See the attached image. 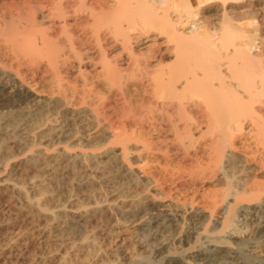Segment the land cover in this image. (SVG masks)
Returning a JSON list of instances; mask_svg holds the SVG:
<instances>
[{"label":"bare ground","instance_id":"1","mask_svg":"<svg viewBox=\"0 0 264 264\" xmlns=\"http://www.w3.org/2000/svg\"><path fill=\"white\" fill-rule=\"evenodd\" d=\"M88 1L89 0H0V34L2 36L0 39V120L2 119V116H7L5 117L7 124H2V126H6L3 128L5 131L1 132L2 134L5 133L4 136H6V138H1L2 134L0 135V165L2 164V159H5V156L10 154L8 152L13 146L22 145L24 147V145H30L28 147L29 150L27 152L25 151V154H23V152L21 157L23 156L22 162L26 166L34 168L33 170H38L40 167L44 166L47 172L55 170L56 173V170L59 169L57 167L60 166L62 162L64 164V161L67 162V164L68 162L69 164L72 163L75 167L74 164L76 163H74V161L78 158L79 154L74 151L75 149H71V144L73 143L70 144L71 146L68 144L70 143L69 138L73 135L70 134V127L81 125V129L84 128V130L82 129L83 132H85V130L87 132L86 137H83L82 134L78 137L75 136V138L77 137L76 139L81 143L90 142L91 145H88L89 147L92 145L96 146V150H94L95 147H92L93 150L90 149V151H83V155L88 161L90 160L89 162L95 163V167L100 171L101 166H104L107 161L111 160V156L116 159L119 158L118 163L123 162L125 165L124 169H122L124 170V173L121 174H124L129 180L131 179L136 186L141 185L140 187H142V184L148 180H142L144 182L141 184L139 179L134 178V171L132 170L133 168L131 164L129 163V165H126L124 162L127 158H130L127 157V155L130 154V150L135 148H132L131 146H136V142L140 140V134L143 131L141 128H143L144 125L143 119L146 117L145 114L144 117L142 114L148 112L149 115H147L146 120L152 119L150 122L148 121V126L150 125L151 128H153H147L149 129L147 131L150 132L152 130V132L155 130L161 131L163 125L159 119L163 120L165 118L169 128L171 141L169 140L170 138L168 139L169 136L167 139L172 145L177 146V148L183 151L182 157L184 158V161L193 160V162H190L195 165V168L187 174L186 172L188 171V168L186 167V171L184 170V166H180L181 164L185 165V162H182L183 160L181 161V164L177 162L178 167L176 166L175 168V174L181 176L180 178L188 176L191 181L195 182L197 180L200 181L201 179L204 180L206 178L211 179L216 177L225 183L226 186L224 190L219 193L221 201L219 200V197V199H217L215 194L214 196L213 194L210 196V194L209 199H206L208 205V207H206L208 208V211L210 209V212L207 211L209 216L212 215L215 208L222 204L223 208L221 217L217 222L215 221L211 227L206 226L202 231H196V235H194L195 237L193 236L194 239L192 242L189 241V243L188 240V243L178 241L179 243L174 246L170 240L171 238L164 234L167 230L165 224L166 219L186 218L188 221L195 223L205 220L203 218L204 212L201 213L202 210L200 211L198 209L190 208L187 210L181 206L172 207L168 204H163L162 211L156 215V228H154L155 230L152 232L155 242H153V239V243L150 247H144V249L148 248V254H141L142 256L136 254V257H134V255H131L130 257L129 255L126 263H124V261H119L118 263H113V261L111 263L109 261L110 264H252L253 259L261 256V251L264 249V242L254 243L253 248H251L252 251L249 249L246 251L242 248L238 249L237 246L239 242H245V240H242L244 238L242 224L245 215L250 213L258 214L261 219L259 218L260 220L253 228L255 229V232L264 231V181L258 177V171H264V36L262 35L264 31L261 33V29L258 27L260 25L259 22V24H257L258 26L254 24L256 22L255 19H246L247 21L243 20L241 23L234 24L232 22L233 20H231V17L233 16L230 15L231 13L234 14L241 11L244 13L250 11L249 13H251L250 4L252 2L254 3V1L107 0V4L101 0L99 1L100 3L98 0ZM256 1L259 3L264 2V0ZM262 6L261 7L264 9V5ZM258 7H256V9L259 10ZM204 9H215L217 10V14L220 13L218 11H221L223 14L222 18L224 16L226 17V19H222L221 23L223 24V21L226 20V22H224V26H226V40L223 37L221 38V35L224 36L223 34L220 35L218 33L219 35L213 36L210 32H213L214 30H208L207 33L208 27L206 26L208 25L202 24L207 20H204L205 18L203 17V14L205 13L202 14ZM252 13H254L253 9ZM119 15H123V19L120 18L122 20L118 18ZM253 16L254 15H252V17ZM219 26L220 25H218V27ZM223 31L224 29L222 32ZM84 37L85 39L87 37L89 38H87L86 41L90 42V45L92 43L94 46L93 50L96 48V53L94 52L97 55L96 58L90 53L92 45L90 46L87 44L90 48L86 49L87 42H85ZM90 38L92 40L88 41ZM102 40L103 42H101ZM171 40L174 43L173 47L175 48L173 54L174 57L173 61L165 64L163 61L165 54L164 51H169L168 49L170 46H167ZM229 44L231 45V48L229 47L230 50L226 48L221 52L220 49ZM114 51L115 53L116 51L118 52L117 57H115L116 54H113ZM1 53H4L3 56L8 55L11 61L15 62L17 67L23 65L25 68L27 67L31 70L33 74L38 70H42L43 72H46L47 70L51 71L50 73H52L53 80L57 81L58 86H60L59 82L62 79L67 80L70 83L72 90V94L70 93L71 97L74 96L80 101L77 105L73 101L77 109L75 108L76 110H73V115L70 113L72 116L68 114L69 117H71V120L67 121L65 119H59V121H55L54 123L51 122L52 120L47 121L49 123L44 122L46 124L45 129L43 128V132H41L42 130L40 131V133H45L46 136L48 135L49 139L51 137V140L52 136L65 139L64 141L69 139L66 144H63V146L56 144L58 146L54 145V147L51 146L50 148H47L46 146L42 147V145H40V147L35 148L33 144L36 143L33 142L36 140L37 133L34 128H37L38 130L39 126L41 127L42 124H38L39 126L37 125V121L40 122L39 119H44L41 116L42 119L38 116L39 119L35 122L38 126L33 128L35 132H33V130L28 132L30 130H27L34 126L32 124V126L30 125L31 127L24 125L26 126L25 129L27 127L29 128L26 129L27 132L25 131L23 136L20 134L25 129H22L23 131L21 130V132H19L20 134L17 133V126H20L18 123L22 122L23 117L19 116L21 119H18L19 121L16 120L17 126L15 124L12 125L10 121L14 118L12 116L15 110L10 111L9 107L14 106V104L16 105V103H21L22 105L25 101L27 104L29 102H27V100L31 97L30 88L26 78L19 74L18 71H15L16 69L13 70L9 67L10 70L6 69L1 60ZM73 74H75V77L70 80V77H73ZM60 83L62 84V82ZM99 83L108 88V92H110L111 95H109V93H106L107 95L105 94V91L107 92V90H100L103 87L97 88L96 85ZM131 83L140 86V89L143 87V92L146 93L147 98L144 99V93H140L137 89L139 87L134 86L138 91L137 93H140V96L142 94V98L138 96L139 94H133L135 98L136 96L140 98V100L137 98L138 101H134L136 99L134 98L133 100L128 94L130 89H128V86H130ZM70 86L68 84L69 88ZM133 92L136 93L134 90ZM65 96L66 95H64V98ZM71 97L70 100L74 99ZM64 98L62 99L63 101L66 99ZM40 99L37 101L38 104L35 102L37 108L34 109L35 111L33 114H41L45 110H53L52 108L54 107H57L58 110L60 103L55 105L54 101H40ZM59 99H57V102H59ZM145 100L147 101L145 102ZM66 104L67 106L65 104L64 106L67 108L69 103ZM121 104L122 107L124 106V110L120 107L122 111L118 108ZM60 105V108H62V103ZM29 108L33 109L34 107L32 108V106H30ZM14 109H17V107ZM24 109L20 110L23 112ZM11 110H13V108H11ZM64 110L66 111V109ZM21 111L18 112L21 113ZM45 112L43 115H45ZM60 112L64 113L63 111H59V113ZM15 113L14 116L17 117L18 113L17 115H15ZM154 113L155 115L157 114L156 116H158V118H155ZM33 114H31V119L34 117ZM54 115L55 114H53V117L56 116ZM26 116L24 117L25 119L27 118ZM35 116L37 117V115ZM61 116L65 117L63 114ZM48 118L47 120H50V118ZM25 119L23 121H25ZM146 120L144 121L147 122ZM3 121L4 120H2V122ZM14 121L15 120L13 119L12 122ZM27 121L31 120L29 119ZM70 124L72 126H70ZM8 126L9 128H7ZM75 127L79 128L80 126ZM72 130H74V128H72ZM156 132L157 131H155V133ZM159 132L158 134L162 131ZM142 133H144V131ZM39 135L41 134L38 133V137ZM57 137L53 139H56ZM72 138H74V135ZM142 139L140 141V147L143 148V146H148ZM59 140L61 141V139ZM59 140H57V142ZM71 142H73V140ZM148 143L149 142H147V144ZM161 143H163V140ZM31 145L33 147H31ZM80 145L82 146V144ZM80 145L79 147H81ZM22 146L20 147L22 148ZM85 146H82V148ZM138 146L139 145L137 144V147ZM177 148L175 150H177ZM170 153L167 152L168 155ZM104 154L109 155V158L111 157L108 160L105 156V164L100 161ZM10 155L13 156L12 152ZM203 155L205 156L204 160ZM114 158L112 159L114 160ZM99 162L104 165H100ZM111 162L109 163L111 164ZM72 165H69V167L71 168ZM21 166L24 165L21 164ZM76 166L79 165L76 164ZM92 166L94 168V164H92ZM118 166L120 168L121 164ZM104 167H106V165ZM181 168L183 170H181ZM29 170L30 169H28L27 172H29ZM42 170L44 169L35 172L37 173ZM72 171L74 172L75 170ZM77 171L79 172V170ZM77 171L73 173L74 175L72 174V177L75 176ZM103 171L101 170L100 172L103 173ZM109 171L110 170H108L107 173H109ZM66 172L68 171L66 170ZM81 172H79L78 175ZM82 174L83 173L80 175ZM121 174H119V176ZM175 174L174 176H176ZM27 175H29V173ZM34 175L27 183L28 190L32 191L31 193L35 192L34 190L39 189L45 182V177H42L45 176V174L41 177L38 173V177H36V175L34 177ZM88 175L86 176L90 177ZM47 176L48 175H46V178L48 179L51 177ZM52 176L55 177L56 175L52 174ZM60 176L62 177V174ZM86 176L82 179L87 180ZM104 176L102 178H104ZM99 177L101 176H98V178ZM125 177L123 178L125 179ZM79 178L80 176L76 178L78 180L77 185L78 183L82 184L81 179ZM102 178L99 179L103 180ZM107 178H104L105 182H107ZM52 179L55 178L52 177ZM58 179L59 178H57V182L60 183V180L58 181ZM68 179L66 178V180ZM72 179L67 183L72 184ZM90 179V181H92V179L95 178ZM154 179L150 181H154ZM114 180L111 179V181ZM150 181L149 183L153 184ZM48 182L52 183V181L49 180ZM87 182H89V180ZM96 182L97 181H95V184ZM132 182H128V184L130 183L129 186L133 184ZM125 183L127 182L125 181ZM89 184H91V182H89ZM89 184L87 183V185ZM146 184L150 185L148 183ZM146 184L144 183V185ZM5 185L4 187H6V189L8 188V191L12 193L10 194L7 191L10 196L14 194V197L19 198V200L21 199V201L23 200L22 202L25 203V207H23L27 213H29L32 221L39 218H44L46 220L47 218L48 220L45 222L49 224L48 222L51 221L55 228H58V225L61 222V228H65V230L66 228L75 227H80L78 230L82 229V227L86 229L85 225L89 223V220L103 211V206L100 205L101 203L96 202L94 205L80 207L72 206L69 208L63 205L60 206V204L58 205L54 202V208L52 207V209H50L47 208L50 204L46 203L47 206H45L43 200L48 201V198L52 201L55 200V191L53 192L52 190L54 195L47 196L51 191H48L46 194L45 192H47V189L42 188L43 191L41 190L40 193L43 192L45 194L42 193L38 196L36 191V195L30 197L28 190H26V186H23L22 183H19L18 181H13ZM52 185L54 186V184ZM135 185H132V187H135ZM73 186L76 185L74 184ZM94 187H92V189ZM136 188L138 189V187ZM3 189L5 190V188ZM90 189L91 188H89V191ZM124 189L126 190L127 188ZM154 189L153 186V191ZM138 190L140 193V188ZM128 192L131 191L128 190ZM135 192H137V190ZM2 193L3 192H1V194ZM133 193L128 198H126L125 194V198L122 197L120 201L118 200V202L116 201V203L111 205L116 212L118 211L122 215L121 217H123V219H125L124 217H131L134 213L138 211L140 212V210L146 211L147 206L143 201V198H146L147 196L143 197L138 192L136 193L138 195L134 196ZM12 200H14V198ZM20 210L21 208L16 209V213H18L17 215H19ZM27 213L25 214L27 215ZM51 222L50 224H52ZM100 222H97V224ZM50 224L47 226L50 227ZM106 225H104V227ZM98 226L100 225L98 224ZM54 227L52 230L55 229ZM61 228L60 230L62 231ZM110 228L111 227L109 226V229ZM58 229L56 230L59 231ZM90 229L91 230L88 229L89 232H91L93 228ZM44 230L47 231V228ZM76 230L74 231L73 229L74 233ZM85 231H87V229ZM95 231L96 230H93V232ZM51 232L53 234V231ZM60 232H55V234L57 235ZM77 232L78 235L83 233V231L81 233H79V231ZM67 234L70 233L67 232ZM95 234H98V232ZM106 234L108 233L106 232ZM48 235H51V233ZM88 235L87 233L86 235H81L78 237V241L76 240L74 244V238H72L73 240L70 238L71 243L73 244L71 245L74 246L71 247L70 243L67 242L69 247L73 248L70 250L72 251L76 248L82 252L85 247L88 248L89 246L94 245L91 242L93 238L90 240ZM92 235L93 234H90V238L93 237ZM48 238H50V236ZM96 238L99 237L97 236ZM186 238L188 239V237ZM61 240L60 242L62 243ZM96 240L94 239L93 241ZM94 246L96 248L97 245ZM94 246L92 248L90 247V249H94ZM66 248L68 249V247ZM88 252L92 254L90 251ZM88 252H82V254H88ZM230 252H233V258L237 259L228 260V254ZM77 254H79V252ZM85 254L83 256H85ZM62 255L63 254L60 255L58 262H63L64 264L68 260H66L68 255L66 257ZM79 256H81V254H79ZM195 256H203L206 259V263L195 262L192 260V257ZM50 258H52V255ZM116 261L117 260H114V262Z\"/></svg>","mask_w":264,"mask_h":264},{"label":"rangeland","instance_id":"2","mask_svg":"<svg viewBox=\"0 0 264 264\" xmlns=\"http://www.w3.org/2000/svg\"><path fill=\"white\" fill-rule=\"evenodd\" d=\"M89 1H91V0H89ZM88 1V2H89ZM93 1H95V0H93ZM97 1V0H96ZM100 0H98V2H99ZM101 1H104V3H106L107 4V0H106V2H105V0H101ZM254 1V3L252 2L251 4H250V10H251V13H249V12H247V13H244L243 11H241V12H236V13H234V14H232L231 13V15L230 16H233V17H231L232 19L231 20H233L232 22L235 24V23H241L243 20H245V21H247V20H251V19H255V21L257 22H255L254 24H259L260 23V25L258 26L260 29H261V33L264 31L263 30V28H264V9L262 8L263 6L262 5H264V2L263 3H259L258 1H256V0H253ZM256 2V3H255ZM100 3V2H99ZM101 3H103V2H101ZM103 3V4H104ZM259 3V4H258ZM254 4V5H253ZM94 5V4H93ZM259 6V7H258ZM262 6V7H261ZM253 7V8H252ZM255 7V8H254ZM256 7H258L259 8V10L258 9H256ZM261 7V8H260ZM71 9V8H70ZM242 9V8H241ZM240 9V10H241ZM252 9H253V11H254V13H252ZM215 9H204L203 10V12H202V14L203 13H205V14H203V17L205 18L204 20H206V21H204L202 24H205V25H208V26H206V27H208V29H207V33H208V30L209 31H213V32H210L211 34H213V36H216V35H221V34H223L224 36H222L221 35V38L223 37V38H225V40H226V26H224V22H226V20H224L223 21V24H221L222 23V19H226V17L224 16L223 18H222V16H223V14L221 13V11H218V12H220L219 14H217V10H215L216 11V14L219 16H217L216 14H215V11H214ZM257 10V11H256ZM262 10H263V12H262ZM255 11H256V13H255ZM214 14H213V13ZM243 12V13H242ZM236 14V15H235ZM254 15L253 17H252V15ZM261 14H262V16H261ZM206 17H205V16ZM210 15V16H209ZM122 16L123 15H119V19L120 18H122ZM262 18H261V17ZM208 17V18H207ZM117 18V19H118ZM219 18V19H218ZM221 18V19H220ZM257 18V19H256ZM123 19V18H122ZM122 19H120V20H122ZM208 19H210V20H208ZM247 19V20H246ZM263 19V20H262ZM220 20V21H219ZM244 21V22H245ZM123 22H125V21H123ZM206 22V23H205ZM209 22H211V23H209ZM259 22V23H258ZM126 23V22H125ZM263 23V24H262ZM261 24H262V28H261ZM218 25H220L219 27H218ZM256 25H254V26H256ZM224 26V27H223ZM224 29V31H225V33H224V31L222 32V30ZM206 29H205V31H206ZM211 29V30H210ZM222 29V30H221ZM218 31V32H217ZM221 31V32H220ZM219 33V34H218ZM264 33V32H263ZM262 33V35L264 36V34ZM218 37H220V36H218ZM2 38V36H1V34H0V39ZM88 38V37H87ZM87 38L85 39V37H84V40H85V42H87L86 40H87ZM89 39V38H88ZM92 39L90 38V40H88V41H91ZM221 40V39H220ZM101 42H103V40L101 41ZM221 42V41H220ZM90 42H87L86 43V49L88 48H90L89 46H87V44H89ZM173 44V45H172ZM90 45V44H89ZM91 45H92V43H91ZM90 45V46H91ZM170 46V47H169ZM174 46V43L172 42V40H171V42L169 41V43H168V46L167 47H169V51L168 50H166V51H168V52H165L164 51V63L166 64V63H169L170 61H173V54H174V50H175V48L173 47ZM92 48H90V53H92L93 55L92 56H95L94 58H96V52H95V50H96V48H94L95 50H93V45L91 46ZM229 47L231 48V45L229 44V45H225L224 47H222L220 50H221V52H223V50H225L226 48L228 49V50H230L229 49ZM92 49V50H91ZM173 49V50H172ZM91 51H93V52H91ZM95 52V53H94ZM232 52V51H231ZM117 51H116V53H115V51L113 52V54H116V56L115 57H117ZM2 54V57H1V60H2V62L4 63V66L6 67V69H16L15 71H18L19 72V74H21V75H23L24 76V78H26V81H27V83H28V85H29V88H30V94H31V97L27 100V104H26V101H25V103L23 102L22 103V105H21V103L19 104V103H16V105L14 104V106H10L11 108H13V110H11V108L9 107V109H10V111H14L13 112V116L12 117H14L13 119L15 120L14 122H12L13 121V119H12V121H10V123L12 124V125H16L17 126V121L16 120H18V119H21V117H23V119H22V122H20V123H18V125H20L19 127L17 126V133H19V132H21V130L22 129H25V127L26 126H24V125H27V126H32V124L34 125V126H30L31 128H29V127H27V128H29V129H27V130H30V131H28V132H31L32 130H33V132H35L34 131V129H36V133H37V136H36V140L33 142V143H36V144H33L34 146H35V148L36 147H40V145H42V147H44V146H46L47 148L49 147H54V145H56V144H60V145H62L63 146V144H66V142L69 140L70 141V143H68L69 144V146H71V149L72 150H74V151H76V152H78V154H79V156H78V158L74 161V163H76L77 165H79V166H76V164H74L75 165V167L72 165V163H70L69 164V162H68V164H67V162H65L64 161V164H63V162L61 163V167L60 166H58L57 168H59L58 170H56V173H55V170L54 171H46V169L44 168V166H42V167H40V169H44V170H42V171H40V172H37L38 173V175L41 177L43 174H45V176H42V177H45V179H47V180H45L44 178V184L39 188V189H37V190H34L35 192H36V194H38V196L40 195V194H42V193H40L41 192V190H42V188H45V189H47L46 191L47 192H45V189H44V192L47 194L48 193V191L51 193H48L47 194V196L48 195H54V191H55V200H57V201H55V200H51L50 198H45L46 200H48V201H44L43 200V204H45V206H47V204H50V206L48 205V207L47 208H50V209H52V207L54 208V204L56 203V204H60V206L61 205H63V206H65V207H67V208H69V207H80V206H89V205H94V204H96V203H101L100 205H102L103 206V208H105V209H103L102 208V210L103 211H101L100 213H98L97 214V216L95 215V217H97V218H99V219H97V218H95V217H93V218H91L90 220H89V223H87L86 225H85V227H86V229H87V231H85L86 229H84L83 227H82V229H84V230H82V229H80V230H78L80 227H75V228H66V230H65V228H61V225H62V223L60 222L59 223V225H58V228L56 227H54V225H53V223L52 224H50V222H48L51 226H53L55 229L54 230H52L53 229V227H48L47 225H49V224H47L45 221L46 220H48L47 218H46V220L43 218V219H41V218H39V219H37V220H33L32 221V219L30 218V216H29V213H27V211L25 210V203L24 202H22L21 201V199L19 200V198H17V197H14L13 195H11L13 198H14V200H12L13 198L9 195V191H8V188L6 189V187H4V185L5 184H8V183H11V182H19V183H22V185L23 186H26V190H28V182H29V180L31 179V178H33V175H34V173H35V175H36V177H38L37 176V173L35 172V171H39L40 169H36V170H33L34 168H30L29 166H26L23 162H22V159H23V156L21 157V155H22V153L23 154H25L29 149H28V147L30 146V145H24V147L22 146V145H15V146H13L11 149H10V151L8 152V153H10L11 154V152H12V155L13 156H11L10 154H8V156H5L6 158L5 159H2L3 161H2V164L0 165V189L2 190H0V264H63V262H58L59 261V258H60V255L61 254H63L65 257H66V260L68 261H66L64 264H110V262L112 263V261H113V263H118L119 261L120 262H122V261H124V263H126L127 261H128V258H129V255H130V257H131V255H134V257H136L137 255H141V254H143V255H145V253L146 254H148V248L146 249H144V247H150L151 246V244L153 243V242H155V239H154V237H153V231L155 230L154 228H156V221H155V219H156V215L160 212V211H162V208H163V204H168V205H170V206H172V207H175V206H181V207H184V208H186L187 210H189L190 208H192V209H198V210H202L201 211V213L202 212H204L203 213V218L205 219L204 221H199V222H195V223H193V222H191V221H188L186 218H180V219H173V218H168V219H166V221H165V224H166V228H167V230H166V232H164V234L165 235H168L169 237V239L172 241V243L174 244V246H175V244L177 245L180 241L182 242L183 241V243L184 242H186V243H188L189 241H193V239H194V235H196L195 233H196V231H202V229L204 228V227H206V226H212V224L213 223H215V221L217 222L218 220H219V218L221 217V212H222V208H223V206H222V204L220 205V206H218L217 208H215L214 210H213V212H212V215H208L209 213L208 212H210V209H209V211H208V205H207V202H206V199L208 198L209 199V197L210 196H212V194H213V196H214V194L217 196V199H219L220 197H219V193H220V191H222V190H224V188H225V183L223 182V181H221L220 179H217L216 177H213V178H206V179H204V180H197L196 182L195 181H191L189 178H188V176H184V178H180L181 176H177L176 174H175V168H176V166L178 167V164H177V162H179V164H181L182 162H185V165H180V166H184L185 168H184V170H186L187 171V168H188V171L186 172L187 174H188V172L189 171H191V170H193V168H195V165H194V163L192 164L191 162H193V160L191 161V160H188V161H184V158L182 157V153H183V151L181 150V149H179V148H177V146H175V145H172L171 143H170V141H171V137L169 136V128H168V126H167V121H165V118L163 119V120H160L159 119V121L162 123V125H163V128H164V130H163V128H162V132L160 131V130H155V131H157L156 133H155V131L154 132H150V131H147V130H149V129H153V128H151V126L149 125L148 126V124H149V122L152 120V119H149V120H146V117H147V115H149L148 114V112H144L143 114H142V112H141V114L143 115V117H144V114H145V119H143V128H141L143 131H144V133H142L141 132V136H140V140H138L136 143L139 145L138 147H137V144L136 143H134V144H136V146L135 145H132L131 147L133 148V147H135V148H133L132 150H130V154H128L127 155V157H130L129 159L127 158V160L124 162L126 165H129V163L131 164V166H132V170L134 171V173H133V176H134V178H136V179H139V181L141 182V184H142V182H144L145 180L144 179H146V180H148V181H146V182H144L145 184L146 183H148V184H150V185H144V183L142 184V187H140L141 185H139V186H136L133 182H132V180L130 181L127 177H125L124 176V174H121V173H124L123 171L124 170H122V169H124V167H125V165L123 164V162H119L118 163V161H119V158H114L113 156H111L112 158H114V160L111 158V160H112V162H111V160H109L110 158H109V155H103L104 156V158H103V156L101 157V163H104V160L107 158L109 161H107L106 162V167H108V168H106V167H104L105 165L104 164H101L100 162H99V164L100 165H104V166H101V169H100V171L102 170H104L103 171V173L102 172H100L96 167H95V163H93V162H89L88 161V159L83 155V151H90V149H92L93 150V148L92 147H95V149L94 150H96V146H94V145H92L91 147H89L90 145H91V143L89 142V143H85V142H83V143H81L78 139H76L78 136H80V135H82L83 137H86V134H87V132H86V130H85V132H83V130H84V128H82L81 129V125H75V126H77V127H79V128H76L75 126H72L71 124H70V126H72V127H70L71 129H70V134H73L74 135V138H75V136H77L75 139L74 138H72V136L69 138V139H67L66 141H64L65 139H62V138H59V137H57V136H55V137H57L56 139H53V138H55L54 136H52V140H51V137H50V139L48 138V135L46 136L45 135V133H40V131L41 132H43L44 131V129H45V126H46V124L45 123H49V122H47V121H51V122H55V121H59V119H65V120H67V121H69V120H71V117H69V115H71L70 113H72V115L74 114V111L77 109V107H76V105L78 104V102L80 103V101H78L77 100V98L76 97H71V92H72V90H71V86H70V83L67 81V80H64V79H62L60 82H62V84L59 82V84H60V86H58L57 84V81L56 80H53L54 78H53V76H52V73H50L51 71H49V70H47V71H49V72H43L42 70L40 71V70H38L35 74H33L32 73V71L31 70H29L27 67L25 68V66H21V67H17L16 65H15V62L14 61H11V59H10V57L8 56V55H6V56H3V54L4 53H1ZM95 54V55H94ZM113 54H111V55H113ZM8 56V57H7ZM109 56H110V54H109ZM112 57H114V56H112ZM3 58V59H2ZM168 58V59H167ZM169 58H170V60H169ZM165 59H166V61H165ZM172 59V60H171ZM167 60H168V62H167ZM14 62V63H13ZM9 67V68H8ZM9 69V70H10ZM12 72H14V71H12ZM26 74H27V76H26ZM30 75V76H29ZM33 76V77H32ZM75 77V74H73V77L71 76L70 77V80H71V78H74ZM65 81V82H64ZM64 84V85H63ZM68 84H69V86H70V88L68 87ZM100 84V85H99ZM99 84H97L96 85V87L98 88H102V89H100V90H103L104 89V91L105 90H107V92L105 91V94L107 93H109V95H111V93L110 92H108V88H106L105 86H102V84L101 83H99ZM61 85H63V86H61ZM58 86V87H57ZM133 86V87H132ZM134 86H137V87H139V88H137L138 89V91L141 93H144L143 91H144V88L143 87H141L142 89H140V86H138V85H135L134 83H131L130 84V86H128V89H129V92H128V94L131 96V98L134 100V98H135V96L133 95V94H139L138 96L140 97V98H142L141 96H142V94H141V96H140V93H137L138 91H137V89L134 87ZM64 87V88H63ZM105 87V88H104ZM131 87H132V89H131ZM66 88V89H65ZM56 89V90H55ZM61 89H62V91H61ZM68 89V90H67ZM71 91H70V90ZM140 89V90H139ZM64 90V91H63ZM132 90V91H131ZM133 90L134 91H136V93L135 92H133ZM67 92V93H66ZM132 92V93H131ZM59 93V94H58ZM62 93V94H61ZM66 93V94H65ZM71 93V94H70ZM106 94V95H107ZM61 95V96H60ZM64 95H66L65 96V98H64ZM108 95V96H109ZM71 98H74V99H72V100H70V97ZM138 96H136V100H134V101H138V100H140V98L138 97ZM143 97H144V99L145 98H147V95H146V93H144L143 94ZM40 99V101H54L55 102V105H58V103H62V108H60V104H59V107H58V110H57V107H54V108H52L53 110H49V111H43V113H41V114H33V112L35 111L34 109H36L37 108V101ZM44 98V99H43ZM55 98V99H54ZM60 98V99H59ZM65 99L64 101L62 100V99ZM137 98H138V100H137ZM57 99H59L58 101L59 102H57ZM33 100V101H32ZM70 100V101H69ZM66 101V102H65ZM72 101V102H71ZM73 101L75 102V104L73 103ZM147 100H145V102H146ZM37 104H36V103ZM57 103V104H56ZM66 103H69L68 104V107L66 108V106H67V104ZM73 105H71V104ZM17 104H18V106H17ZM64 104L66 105V106H64ZM71 105V106H70ZM74 105H75V107H74ZM80 105V104H79ZM17 107V109H14V108H16ZM21 106H22V108H21ZM30 106H32V108L33 109H30L29 107ZM81 106V105H80ZM79 106V107H80ZM28 107V108H27ZM64 107V108H63ZM71 109H70V108ZM73 107V108H72ZM78 107V108H79ZM120 107H122V104H121V106L119 105V109H120ZM124 107V106H123ZM122 107V108H123ZM25 108V109H24ZM27 108V109H26ZM76 108V109H75ZM23 110L24 109V111L22 112L21 110ZM60 109V110H59ZM64 109H66V111L64 110ZM70 109V110H69ZM118 109V110H119ZM29 110V111H28ZM74 110V111H73ZM121 111H122V109H120ZM123 110H124V108H123ZM18 111H21V113L20 112H18ZM59 111H63L64 113H62V112H60L59 113ZM68 111V112H67ZM72 111V112H71ZM16 112V113H15ZM31 112V113H30ZM44 112H45V115H43L44 114ZM51 112V113H50ZM53 112V113H52ZM55 112V113H54ZM14 113H15V115H17V113H18V115H17V117L16 116H14ZM28 113V114H27ZM30 113V114H29ZM57 113V114H56ZM31 114H33V116L35 117V119H34V117H33V119H31L32 118V115ZM47 114V115H46ZM53 114H55L54 116L56 117V119H55V117H53ZM63 114V116L65 115V117H62L61 115ZM69 114V115H68ZM27 115V116H26ZM31 115V116H30ZM35 115H37V117L35 116ZM52 115V116H51ZM67 115V116H66ZM71 115V116H72ZM154 115H155V113H154ZM157 115V114H156ZM155 115V118H158V116H156ZM19 116H21L20 118H19ZM27 117V118H29L31 121H27V120H29V119H25L24 117ZM38 116H39V118H44L43 120H40L39 118H38ZM41 116V117H40ZM46 116V117H45ZM50 118V116H51V118H50V120H47V118L48 117ZM5 117H7V116H2L1 118V120H0V135L2 134L1 132L2 131H5V129H3V128H5L4 126H2V124H7V121H5L6 119H5ZM31 117V118H30ZM53 117V118H52ZM60 117V118H59ZM70 119H69V118ZM4 118V119H3ZM37 118V119H36ZM41 118V119H42ZM48 118V119H49ZM57 118H58V120H57ZM67 118V119H66ZM150 118V117H149ZM25 119V121H23ZM39 119V121L40 122H38L37 121V125L38 124H42L41 125V127L39 126V131L37 130V128H34V127H36L37 125H36V120H38ZM2 120H4L3 122H2ZM45 120V121H44ZM144 120H146L147 122H145ZM19 121V120H18ZM27 121V122H26ZM149 121V122H148ZM158 121V122H159ZM163 121V122H162ZM25 124H24V123ZM28 122H30V123H28ZM45 122V123H44ZM50 122V123H51ZM35 123V124H34ZM146 123H147V125H146ZM164 123H165V125H164ZM9 124V123H8ZM45 124V125H44ZM10 125V124H9ZM146 125V126H145ZM37 126V127H38ZM43 126V127H42ZM21 127V128H20ZM24 127V128H23ZM146 127V128H145ZM150 127V128H149ZM7 128H9V126L7 127ZM34 128V129H33ZM40 128H42V129H40ZM44 128V129H43ZM72 128H74V130H72ZM146 129V131H145V129ZM147 128H149V129H147ZM26 129L20 134V135H22L23 136V134H25V131H26ZM76 129H81V130H76ZM76 130V131H75ZM166 130H168V131H166ZM73 131H75V132H81L80 134L78 133V135H77V133H75V132H73ZM161 133H160V132ZM27 132V131H26ZM83 132V133H82ZM148 132V133H147ZM150 132V133H149ZM158 132L160 133V134H158ZM38 133L39 134H41V135H39V137H38ZM75 133V134H74ZM85 133V134H84ZM44 134V135H43ZM143 134V135H142ZM5 135V133L4 134H2V136H1V138H6V136H4ZM43 135V136H42ZM158 135V136H157ZM162 135H164V136H162ZM42 136V137H41ZM142 136H144V137H142ZM169 136V137H168ZM163 137V138H162ZM167 137H168V139L170 140H168L167 139ZM143 138V139H142ZM145 138V139H144ZM147 138V139H146ZM59 139H61V141L59 140ZM141 139L144 141V142H146V145H148V146H143V148H141L140 146H141V143H140V141H141ZM166 139H167V141H166ZM57 140H59L58 142H57ZM73 140V142H71ZM78 140V141H77ZM162 140H163V143H161L162 142ZM165 140V141H164ZM74 141H75V143H74ZM147 142H149L148 144H147ZM71 143H73V144H75V145H73V144H71ZM77 143H80V144H82V146H85V145H87V146H85L84 148H82V146L80 145V144H77ZM140 143V144H139ZM150 143H152V144H150ZM168 143V144H167ZM71 144V145H70ZM93 144V143H92ZM39 145V146H38ZM59 145V146H60ZM79 145L81 146V147H79ZM89 145V146H88ZM20 146H22V148L20 147ZM56 146H58V145H56ZM55 146V147H56ZM31 147H33L32 145H31ZM164 147H165V149H164ZM177 148V150L179 149V151L177 152V150H175L176 148ZM86 148H88V149H86ZM118 148V147H117ZM138 148V149H137ZM171 149V150H169V149ZM98 150V149H97ZM164 150V151H163ZM167 150H169V151H167ZM26 151V152H25ZM174 151V152H173ZM182 151V152H181ZM164 152V153H163ZM167 152H171L169 155L167 154ZM81 153H82V155H81ZM156 154V155H155ZM165 154V155H164ZM7 155V154H6ZM10 155V156H9ZM161 155V156H160ZM82 156H84V157H82ZM105 156H106V158H105ZM169 156V157H168ZM18 157H20V158H18ZM160 157V158H159ZM165 157H167V158H165ZM80 158V159H79ZM171 158V159H170ZM175 160H174V159ZM183 158V159H182ZM204 158H205V156L203 155V160H204ZM7 159V160H6ZM163 159V160H162ZM181 159V160H180ZM6 160V161H5ZM78 160V161H77ZM82 160V161H81ZM159 160V161H158ZM183 160V161H182ZM186 160V159H185ZM21 161V162H20ZM81 161V162H80ZM106 161V160H105ZM121 161V160H120ZM164 161V162H163ZM182 161V162H181ZM191 161V162H190ZM4 162V163H3ZM109 162H111V164L109 163ZM115 162V163H114ZM118 164H117V163ZM167 162V163H166ZM175 162V163H174ZM249 162H251V161H249ZM16 163V164H15ZM109 163V164H108ZM128 163V164H127ZM189 163V164H188ZM21 164L22 165H24V166H21ZM66 164V165H65ZM92 164H94V168H93V166H92ZM121 164V166H120V168H119V166L118 165H120ZM177 164V165H176ZM184 164V163H183ZM16 165V166H15ZM18 165V166H17ZM69 165H72V167L73 168H75V169H73L72 167L70 168L69 167ZM107 165H109V166H107ZM124 165V166H123ZM171 165V166H170ZM191 165V166H190ZM193 165V166H192ZM173 166H174V168H173ZM22 167H23V170H22ZM26 168V170H25V168ZM27 167H28V169H30L29 170V172H27ZM165 167V168H164ZM167 167V168H166ZM187 167V168H186ZM66 168V169H65ZM68 168V169H67ZM76 168H78V169H76ZM95 168H96V171H95ZM106 168V169H105ZM170 168V169H169ZM64 172H63V171ZM66 170L68 171V172H66ZM72 170H75V171H77V170H79V172H81V170H82V172L81 173H86V174H82V175H78V171L75 173V176H73L72 177V174L75 172H73ZM97 170H98V172H97ZM107 170V171H106ZM108 170H110L109 171V173H107L108 172ZM121 170H122V172H121ZM168 170V171H167ZM181 170H183L182 168H181ZM23 171V172H22ZM26 171V172H25ZM44 171V172H43ZM48 173H46V172ZM59 173H58V172ZM85 171V172H84ZM119 173V174H121V175H123V176H119V174L117 173V172ZM165 171V172H164ZM24 172H25V174H24ZM43 172V173H42ZM54 172V173H53ZM61 172V173H60ZM66 172V173H65ZM96 172V173H95ZM106 172V173H105ZM110 172H111V175H110ZM182 172V171H181ZM184 172V171H183ZM21 173V174H20ZM29 173V175H27ZM32 173V174H31ZM41 173H42V175H41ZM54 175H56L55 177L54 176H52V174ZM67 173H68V176H67ZM167 173V174H166ZM173 173V174H172ZM185 173V172H184ZM183 173V174H184ZM190 173V172H189ZM62 174V177L60 176ZM89 174V175H88ZM100 174V175H99ZM101 174H103V175H101ZM113 174H114V176H113ZM170 174V175H169ZM174 174L178 177V179H177V177L176 176H174ZM187 174H185V175H187ZM258 174H259V176L258 177H260V179L261 180H263L264 181V171H258ZM35 175H34V177H35ZM46 175H48L47 177H49V176H51V177H49V179L48 178H46ZM65 175V176H64ZM74 175V174H73ZM86 175H88V176H90V177H87ZM106 177H105V176ZM117 175V176H116ZM190 175V174H189ZM22 176V177H21ZM29 176H30V178H29ZM77 176V177H76ZM80 176V178L79 179H81V182H82V184L81 183H78V185H77V179L76 178H78ZM85 176H86V179L87 180H85V179H82V178H85ZM98 176H101V177H99V178H102L103 176H104V178H107V176H108V178L106 179V181L107 182H105V179L104 178H102L103 180H101V179H99L98 178ZM138 178H137V177ZM28 177V178H27ZM52 177L53 178H55V179H52ZM62 179H61V178ZM63 177H65V178H63ZM72 179V181L71 182H73L72 184L71 183H67V182H69L71 179ZM109 177H110V179H109ZM117 177V178H116ZM123 177H125V179L123 178ZM152 177H153V179L155 178L156 179V181H155V179H154V181H150V180H153L152 179ZM57 178H59L58 179V181L60 180V183L59 182H57ZM66 178L68 179V180H66ZM90 178H95V179H92V181H90L91 179ZM122 178V179H121ZM148 178V179H147ZM151 178V179H150ZM23 179V180H22ZM52 179V180H51ZM65 179V180H64ZM75 179H76V181H75ZM111 179L112 180H114V181H111ZM124 179V180H123ZM141 179V180H140ZM48 180L49 181H52V183H50V182H48ZM57 182H55V181ZM61 180H63V181H61ZM74 180V181H73ZM89 180V182H91V184H89V182H87ZM109 180H110V182H109ZM142 180H144V181H142ZM190 180V181H189ZM209 180V181H208ZM11 181V182H10ZM54 181V182H53ZM86 181V182H85ZM94 181V182H93ZM95 181H97L96 182V184H95ZM98 181H100V182H98ZM102 181H104V182H102ZM123 181V182H122ZM125 181L127 182V183H125ZM149 181L150 182H152L153 184H151V183H149ZM186 181H188V182H186ZM1 182H2V184H1ZM47 182V183H46ZM66 182V183H65ZM75 182V183H74ZM128 182H132L133 184H131V186H129L130 185V183L128 184ZM193 182V183H192ZM195 182V183H194ZM5 183V184H4ZM25 183V184H24ZM65 183V184H64ZM85 183H86V186H85ZM87 183L89 184V185H87ZM93 183V184H92ZM122 183V184H121ZM201 183V184H200ZM48 184V185H47ZM49 184H54V186L52 185H49ZM57 184V185H56ZM76 185V186H73V185ZM95 184V185H94ZM125 184V185H124ZM68 185V186H67ZM82 185V186H81ZM91 185V186H90ZM121 185V186H120ZM123 185V186H122ZM129 186V187H127V186ZM132 185H135V187H132ZM152 185V186H151ZM200 185V186H199ZM6 186V185H5ZM56 186V187H55ZM71 186V187H70ZM73 186V187H72ZM78 186H80V187H78ZM88 186H90V187H88ZM95 186V187H94ZM125 186V187H124ZM147 186H149V187H147ZM153 186H154V191H153ZM54 187H55V189H54ZM58 187V188H57ZM92 187H94L93 189H92ZM122 187H123V190H122ZM136 187H138V189L140 188V193H139V190L136 188ZM197 188V190H196V188ZM199 187V188H198ZM3 188H5V190L3 189ZM89 188H91L92 189V191H91V189H90V191H89ZM124 188H127L126 190H127V193H126V190L124 189ZM129 188V189H128ZM136 188V189H135ZM142 188V189H141ZM192 188V189H191ZM49 189V190H48ZM134 189H135V191L137 190V192L140 194V195H142L143 197L145 196H147L146 198H143V201L146 203V211H144V210H140V212L138 211V212H136V213H134V215H132L131 217H124L125 219H123V217H121L122 215L117 211L116 212V210H114L113 209V207L111 206L113 203H116V201L118 202V200L120 201L121 199H122V197L123 198H125L124 197V195L126 196V198H128V197H130V195H132V193L134 194V196H136V195H138V194H136L137 192H135L134 191ZM160 189V190H159ZM200 189V190H199ZM5 192H4V191ZM52 190H53V192H52ZM128 190L129 191H131V192H128ZM155 190H156V192H155ZM203 190V191H202ZM9 193H8V192ZM39 191V192H38ZM43 191V190H42ZM194 191V192H193ZM198 191V192H197ZM1 192H3L2 194H1ZM28 194H29V196L31 197H33V195H36L35 194V192H33V193H31L32 191H29L28 190ZM156 194H155V193ZM205 192H206V194H205ZM30 193H31V195H30ZM45 193H43V194H45ZM53 193V194H52ZM91 193V194H90ZM154 193V194H153ZM161 193V194H160ZM193 193V194H192ZM6 194V195H5ZM8 194V195H7ZM10 194H12V193H10ZM144 194V195H143ZM211 194V195H210ZM129 195V196H128ZM186 195V196H185ZM210 195V196H209ZM10 196V197H9ZM46 196V197H47ZM56 196H57V198H56ZM142 196H140V197H142ZM204 196H206V197H204ZM35 197V196H34ZM37 197V196H36ZM219 197V198H218ZM11 198V199H10ZM144 199H147V200H144ZM191 199H192V201H191ZM203 199H205V200H203ZM12 200V201H11ZM51 200V201H50ZM220 201H221V198L219 199ZM218 200V201H219ZM22 203H21V202ZM186 201V202H185ZM204 201V202H203ZM208 201V200H207ZM217 201V202H218ZM52 202V203H51ZM55 202V203H54ZM96 202V203H95ZM193 202V203H192ZM21 203V204H20ZM47 203V204H46ZM24 204V205H23ZM105 205V206H104ZM186 205V206H185ZM22 206V207H21ZM24 206V207H23ZM44 206V207H45ZM191 206V207H190ZM205 208H204V207ZM207 206V207H206ZM21 208V210H20V212H19V215H17L18 213H16V209H18V208ZM22 208H24V209H22ZM207 209V210H206ZM106 210V211H105ZM204 210V211H203ZM24 211V212H23ZM105 211V212H104ZM208 211V212H207ZM104 212V213H103ZM25 213H27V215L25 214ZM207 213V214H206ZM101 216V217H100ZM260 218V216L258 215V214H256V213H250V214H248V215H245V217L243 218V228H242V231H243V236H244V238L242 239L243 241L245 240V242H243L242 243V241L241 242H239L238 243V246H237V248L238 249H240V248H242L243 250H251V248H253V245H254V243H262V242H264V231H260V232H255V229L253 228V227H255V225L257 224V222L261 219H259ZM31 219V220H30ZM96 219V220H95ZM39 220V221H38ZM100 221H102V222H100ZM97 222H100V223H98L100 226H98V224H97ZM91 223H92V225H91ZM102 223H104V224H102ZM90 224V225H89ZM95 224H97V225H95ZM107 224V225H106ZM88 225V226H87ZM104 225H106L105 227H104ZM245 225V226H244ZM109 226L111 227L110 229H109ZM47 228V231H45L44 229H46ZM104 227V228H103ZM42 228H43V230H42ZM60 228L62 229V231L60 230ZM90 228H93L92 229V231L91 232H89V230H91ZM95 228H97V229H95ZM105 228H106V230H105ZM247 230H246V229ZM56 229H58L59 231H57ZM69 229V230H68ZM72 229V230H71ZM73 229H74V231L76 230V232L74 233V231H73ZM89 229V230H88ZM104 230V231H101V230ZM56 230V231H55ZM93 230H96L95 232H93ZM254 230V231H253ZM43 231V232H42ZM51 231H53V234H52V232ZM63 232V233H59V234H55V232ZM66 231V232H65ZM77 231H79V233H81L82 231H83V233H81V234H79L78 235V232ZM85 231V232H84ZM67 232H69L70 234H67ZM73 232V233H72ZM98 232V234H95V233H97ZM106 232L108 233V234H106ZM47 233V234H46ZM51 233V235H48V234H50ZM72 233V234H71ZM86 233H87V235L90 233V234H93L92 236L93 237H91L90 238V234L88 235V237H89V239L91 240L92 238V240H91V242L94 244V245H97L96 246V248H95V246L94 245H91V246H89L88 248H84L86 251L88 250V251H90L92 254H90L88 251V254H85V253H87L84 249L82 250V252H85V253H83L82 254V252H80L79 250H77L76 248L74 249V250H70V249H73V248H70L69 247V244L67 243V242H69L70 243V246L71 247H74V246H72L75 242H76V240L77 239H79L78 237H80L81 235H86ZM194 233V234H193ZM56 236H55V235ZM62 234V235H61ZM74 234V235H73ZM76 234V235H75ZM151 234V235H150ZM48 235V236H47ZM99 237V238H96L97 236ZM150 235V236H149ZM190 235H191V237H190ZM246 235V236H245ZM50 236V238H48ZM194 236V237H193ZM57 237V238H56ZM58 237H60V238H58ZM76 237V238H75ZM95 237V238H94ZM151 237V238H150ZM186 237H188V239L186 238ZM190 237V238H189ZM72 238H74V242H73V244L71 243V239ZM46 241H45V240ZM96 240V241H93V240ZM142 239V240H141ZM144 239V240H143ZM146 239V240H145ZM153 239H154V241H153ZM59 240V241H58ZM60 240L62 241V243L60 242ZM70 240V241H69ZM141 240V241H140ZM187 240H188V242H187ZM49 241V242H48ZM78 241V240H77ZM148 241V242H147ZM153 241V242H152ZM174 241V242H173ZM179 241V242H178ZM97 242V243H96ZM139 242H144L143 244L142 243H139ZM149 242H151V243H149ZM48 243V244H47ZM146 243V244H145ZM190 243V242H189ZM242 243V244H241ZM68 244V245H67ZM72 244V245H71ZM141 244V245H140ZM148 244V245H147ZM150 244V245H149ZM239 244H240V246H239ZM144 245V246H143ZM147 245V246H146ZM4 246V247H3ZM94 246V249H90V247L92 248ZM99 246V247H98ZM66 247H68V249L66 248ZM2 248V249H1ZM66 249V250H65ZM3 250V251H2ZM117 250V251H116ZM147 250V251H146ZM69 253H68V252ZM74 251V252H73ZM75 251H76V253H75ZM116 251V252H115ZM252 251V250H251ZM67 252V253H66ZM71 252H73V253H71ZM79 252V254H81V256H79V254H77ZM247 252H249V251H247ZM3 253V254H2ZM75 253V254H74ZM2 254V255H1ZM55 254V255H54ZM85 254V256H83ZM137 254V255H136ZM234 253L233 252H230L228 255H229V258H228V260H230V259H237V258H233L234 256H232ZM51 255H52V258H50L51 257ZM62 255V256H63ZM77 255V256H76ZM86 255H88V256H86ZM136 255V256H135ZM54 256V257H53ZM83 256V257H82ZM127 256V257H126ZM142 256V255H141ZM141 256H138V257H141ZM237 256V255H236ZM70 257V258H69ZM82 257V258H81ZM85 257V258H84ZM117 257V258H116ZM133 257V256H132ZM52 260H50V259ZM110 258V259H109ZM55 259V260H54ZM117 260L116 262H114V260ZM121 259V260H120ZM108 260V261H107ZM192 260H194L195 262H200V263H206V259L203 257V256H195V257H192ZM110 261V262H109ZM120 264V263H119ZM252 264H264V249L261 251V256L259 257V258H255V259H253V261H252Z\"/></svg>","mask_w":264,"mask_h":264}]
</instances>
